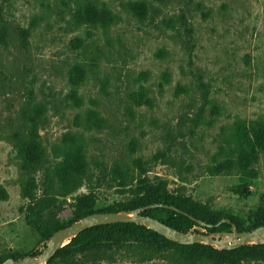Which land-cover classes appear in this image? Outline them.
Here are the masks:
<instances>
[{
  "label": "rangeland",
  "instance_id": "obj_1",
  "mask_svg": "<svg viewBox=\"0 0 264 264\" xmlns=\"http://www.w3.org/2000/svg\"><path fill=\"white\" fill-rule=\"evenodd\" d=\"M92 8L111 11L107 29L85 22ZM3 29L0 186L8 199L0 201V261L47 245L29 222L21 197L27 177L8 141L26 104L47 109L40 141L48 159L35 178L47 194V212L63 225L73 218V199L91 190L95 210L128 199L109 186V174L115 163L137 158L149 163L148 179L166 181L194 205L242 221L264 211V155L249 168L252 176L210 172L236 124L264 118V0H0V34ZM25 30L30 35L22 45ZM76 92L81 106L71 98ZM88 110L107 120L103 130L79 128L76 118ZM68 133L85 138L94 181L63 199L50 185L55 150ZM97 264L184 263L163 255Z\"/></svg>",
  "mask_w": 264,
  "mask_h": 264
},
{
  "label": "trees",
  "instance_id": "obj_2",
  "mask_svg": "<svg viewBox=\"0 0 264 264\" xmlns=\"http://www.w3.org/2000/svg\"><path fill=\"white\" fill-rule=\"evenodd\" d=\"M84 19L90 25L101 22L103 28L107 29L113 14L107 8H103L102 12L92 8L85 13ZM7 34V29L1 31L0 38L3 42ZM29 35L30 31L20 32L22 45H27ZM76 77L81 80L80 82L84 79L83 74H77ZM71 98L78 106L82 105V99L77 92L72 94ZM46 112L47 109L43 104H26L21 113L22 122L14 127L8 136V141L19 159L20 172L27 177L21 190V197L28 204L29 222L35 228L41 242L48 243L55 232L87 215L131 211L154 204L172 206L181 213L170 209L152 208L143 215L154 218L153 213H165L169 215V219L160 221L185 233L194 227L203 228L208 233H221L231 232L233 225L239 232H249L264 226V211L259 212L253 219L242 221L190 203L186 195L179 190L175 193L171 192L166 181L160 178L148 179L145 174L149 163L140 158L131 162L115 163L110 170L109 186L119 190L128 199L95 210L97 198L95 192L91 190L89 194L73 199V218L67 225H63L55 214L47 212V194L43 187V190L39 187L35 178L36 173L45 168L48 159L40 141V130ZM76 124L85 131L103 130L107 126V120L99 111L88 110L84 115L76 118ZM55 152L59 161L53 168L55 183L53 186L50 185L55 195L66 199L84 185L92 184L94 177L87 157L88 145L83 135L68 133ZM259 155H264V118L251 122L248 127L242 121L238 122L231 145L216 155L215 164L210 168V172L214 175L234 172L252 176L249 168ZM106 177H103L102 181L105 182ZM7 199V192L0 186V201ZM226 219L230 220V223L217 226ZM198 220L214 227H201L197 223ZM40 253L36 251L29 256ZM163 255L178 256L184 264L190 261L202 264H264V245L251 244L234 250H218L202 244L183 246L165 239L144 226L135 223H117L86 230L60 249L47 264H97L116 260L117 256L137 257L142 261H148ZM20 258L23 256L8 255L0 261V264L8 259Z\"/></svg>",
  "mask_w": 264,
  "mask_h": 264
},
{
  "label": "water",
  "instance_id": "obj_3",
  "mask_svg": "<svg viewBox=\"0 0 264 264\" xmlns=\"http://www.w3.org/2000/svg\"><path fill=\"white\" fill-rule=\"evenodd\" d=\"M152 208L170 209L181 213V211L177 210L175 207L154 204L131 211L90 214L55 232L40 254L27 256L17 260L8 259L2 264H47L60 249L64 248L72 241V239L76 238L86 230L117 223H135L144 226L161 235L165 239L183 246L202 244L220 250H234L251 244L264 245V226H260L249 232H239L237 227L233 225L231 232L209 234L198 233L195 229H192L185 233L166 225L158 219L143 215L144 212ZM197 223L201 227H214L213 225L206 224L200 220H198ZM223 223H230V220H223L217 226Z\"/></svg>",
  "mask_w": 264,
  "mask_h": 264
},
{
  "label": "bare ground",
  "instance_id": "obj_4",
  "mask_svg": "<svg viewBox=\"0 0 264 264\" xmlns=\"http://www.w3.org/2000/svg\"><path fill=\"white\" fill-rule=\"evenodd\" d=\"M67 243V242H66Z\"/></svg>",
  "mask_w": 264,
  "mask_h": 264
}]
</instances>
